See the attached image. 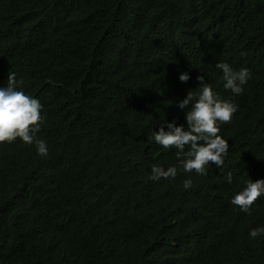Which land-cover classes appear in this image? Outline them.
I'll return each instance as SVG.
<instances>
[{
    "label": "trees",
    "instance_id": "16d2710c",
    "mask_svg": "<svg viewBox=\"0 0 264 264\" xmlns=\"http://www.w3.org/2000/svg\"><path fill=\"white\" fill-rule=\"evenodd\" d=\"M218 62L251 72L242 93ZM10 72L43 120L0 143V264H264V195L231 202L264 179V0H0V88ZM201 74L237 109L206 175L153 139L187 130Z\"/></svg>",
    "mask_w": 264,
    "mask_h": 264
},
{
    "label": "clouds",
    "instance_id": "9594fccd",
    "mask_svg": "<svg viewBox=\"0 0 264 264\" xmlns=\"http://www.w3.org/2000/svg\"><path fill=\"white\" fill-rule=\"evenodd\" d=\"M216 67L222 70L225 89L235 94L243 92V85L251 77L248 69L241 68L236 71L224 62H218ZM189 78L187 72H182L179 76L182 82H187ZM196 79L200 82L198 98H195L192 92H188L178 104L182 109L191 104V110L186 112L187 130L183 125L178 126L175 121L169 122L168 130L165 131L161 125L159 131H154L153 139L165 149L175 147L178 157H188L182 161L185 171L195 170L197 174L206 175L209 162L219 168L222 167L224 157L227 156L229 150L227 140L218 135L220 128L217 122L230 123L237 109L229 100H222L218 94L213 92L211 86L205 83L204 75H198ZM41 109L42 105L37 99L16 90L15 74L10 72L8 86L0 88V143H11L19 137L24 143L32 144L43 120ZM200 141H203V144L199 143ZM35 142L39 154L47 156L46 143L43 140ZM186 146H188L187 152L184 151ZM176 175V167H169L167 170L155 165L152 167L151 178L153 180L174 178ZM227 181L231 183V173L228 174ZM191 187V180H185L184 188ZM262 195H264V179L251 180L243 191L233 197L231 202L250 214L251 205ZM261 234H264V228L250 231L252 238Z\"/></svg>",
    "mask_w": 264,
    "mask_h": 264
}]
</instances>
